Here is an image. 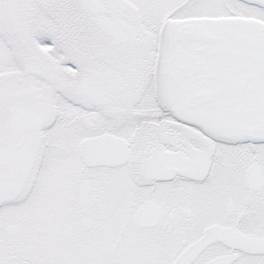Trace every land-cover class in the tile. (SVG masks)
I'll use <instances>...</instances> for the list:
<instances>
[{
	"label": "snow or ice",
	"instance_id": "snow-or-ice-1",
	"mask_svg": "<svg viewBox=\"0 0 264 264\" xmlns=\"http://www.w3.org/2000/svg\"><path fill=\"white\" fill-rule=\"evenodd\" d=\"M0 264H264V0H0Z\"/></svg>",
	"mask_w": 264,
	"mask_h": 264
}]
</instances>
